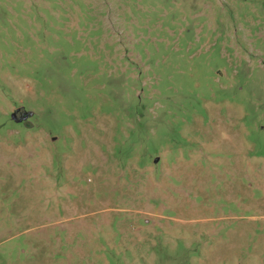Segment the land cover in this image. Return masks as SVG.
<instances>
[{
	"label": "rangeland",
	"instance_id": "1",
	"mask_svg": "<svg viewBox=\"0 0 264 264\" xmlns=\"http://www.w3.org/2000/svg\"><path fill=\"white\" fill-rule=\"evenodd\" d=\"M0 264H264V0H0Z\"/></svg>",
	"mask_w": 264,
	"mask_h": 264
},
{
	"label": "water",
	"instance_id": "2",
	"mask_svg": "<svg viewBox=\"0 0 264 264\" xmlns=\"http://www.w3.org/2000/svg\"><path fill=\"white\" fill-rule=\"evenodd\" d=\"M34 113L32 111L27 110L24 106H20L14 110L12 113V119L16 123H22L24 122L27 118L33 116Z\"/></svg>",
	"mask_w": 264,
	"mask_h": 264
},
{
	"label": "flooded vegetation",
	"instance_id": "3",
	"mask_svg": "<svg viewBox=\"0 0 264 264\" xmlns=\"http://www.w3.org/2000/svg\"><path fill=\"white\" fill-rule=\"evenodd\" d=\"M24 122H26V121H24Z\"/></svg>",
	"mask_w": 264,
	"mask_h": 264
}]
</instances>
